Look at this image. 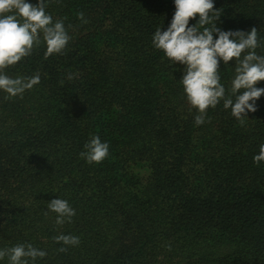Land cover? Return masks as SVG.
<instances>
[{
  "label": "trees",
  "instance_id": "obj_1",
  "mask_svg": "<svg viewBox=\"0 0 264 264\" xmlns=\"http://www.w3.org/2000/svg\"><path fill=\"white\" fill-rule=\"evenodd\" d=\"M213 3L222 30L257 28L264 56V0ZM175 10L174 0H48L71 40L45 59L41 34L4 69L40 83L22 97L0 90V249L31 243L47 252L35 264H264V161L253 160L264 95L243 125L223 100L196 125L185 66L153 45ZM235 66L220 61L226 96ZM97 135L109 155L89 164L79 154ZM57 198L75 209L71 223L56 224ZM60 234L80 243L59 252Z\"/></svg>",
  "mask_w": 264,
  "mask_h": 264
},
{
  "label": "clouds",
  "instance_id": "obj_2",
  "mask_svg": "<svg viewBox=\"0 0 264 264\" xmlns=\"http://www.w3.org/2000/svg\"><path fill=\"white\" fill-rule=\"evenodd\" d=\"M174 3L173 19L167 30L156 29L153 45L163 50L170 60L185 66L181 81L188 101L198 109L196 125L203 124L207 109L215 108L221 100L224 108H230L232 115L243 125L248 112L258 110L257 100L264 95V88L257 87L259 81H264V56L255 52L260 46L257 28L246 32L217 27L221 14L220 9H215L213 0H174ZM47 6L48 0H38L35 5L26 0H0V90L8 94L6 99L22 97L26 90L40 83L38 72L31 77L13 78L5 74L4 69L30 56L34 47L40 46L41 34L46 44L45 59L61 54L71 40L64 21H54L46 12ZM197 16L198 22L189 26L190 19ZM78 18L88 22L83 12L78 13ZM213 20L217 22L213 23ZM209 23L212 27H205ZM214 34L218 38L214 39ZM245 52L247 54L241 58ZM233 59L236 75L231 93L226 96V89L220 83V61L226 65ZM72 78L70 74L68 79ZM109 147L98 135L92 136L79 155L89 164H99L108 157ZM253 160L257 164L264 161V144L260 145L259 154ZM47 206L57 214V225L71 223L76 214L65 199H52ZM54 240L63 245L59 252H66L68 246L80 243L79 237L71 234L57 235ZM46 255V251L31 243L0 249V260L7 257L9 264H30V261L35 264L37 258Z\"/></svg>",
  "mask_w": 264,
  "mask_h": 264
}]
</instances>
